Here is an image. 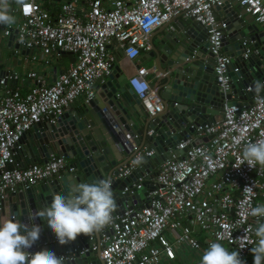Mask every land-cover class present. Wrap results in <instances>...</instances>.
<instances>
[{"label":"built area","instance_id":"obj_1","mask_svg":"<svg viewBox=\"0 0 264 264\" xmlns=\"http://www.w3.org/2000/svg\"><path fill=\"white\" fill-rule=\"evenodd\" d=\"M226 1L82 0L76 4L65 0L56 5L54 0H25L23 6L16 4L10 13L15 23L0 25L3 38L12 36L11 45L18 47L12 56L23 49L24 63L47 69L59 65L63 54L71 55L73 61L65 69L57 68L49 85L34 72L1 74L0 200L74 172L65 158L53 153L41 164L18 167L19 140L34 125L53 123L78 97L86 104L94 96L93 83H102L117 60L135 63L127 85L146 116L162 112L151 83L160 74L138 59L141 52L150 50V36L174 18L206 29L217 91L223 96L231 94L229 74L237 75L234 83L240 82L239 66L222 51L225 14L216 17L215 13ZM232 2L264 30V0ZM172 29L167 27V31ZM241 46L240 61H246L253 50L245 42ZM244 92L251 90L247 87ZM260 96L264 97V91ZM254 97L253 92L250 105H223L220 121L193 129L195 141L206 142L190 146L194 141L185 137L174 147L181 154L171 151L170 159L160 162L153 176L143 174L122 189V195L133 196L141 190L146 194L140 205L124 206L111 214L109 224L88 236L90 241L96 238L88 249L101 264H159L161 256L174 258L172 244L198 251L211 242L239 251L244 259L255 246L257 223H264V217L249 214L264 203V166L250 168L240 158L249 141L264 139V103ZM131 151L127 167L119 170L117 178L126 177L152 156V150L138 145ZM37 251L38 247L32 253Z\"/></svg>","mask_w":264,"mask_h":264},{"label":"water","instance_id":"obj_2","mask_svg":"<svg viewBox=\"0 0 264 264\" xmlns=\"http://www.w3.org/2000/svg\"><path fill=\"white\" fill-rule=\"evenodd\" d=\"M215 11L225 14L226 28L222 39V51L235 58L239 66V76L244 80L234 83L237 75L230 73L231 94L218 93L212 73L213 58L207 50L206 29L190 22L186 27L178 25L167 31L177 18L172 19L149 38L150 50L144 54L140 64H148L160 75L155 79V93L162 105V112L149 118L142 111L135 96L127 85L126 75L121 71L118 60L110 75L102 82L92 85L94 96L86 104L72 105L53 123L42 122L34 125L19 140V151L15 156L18 167L45 162L51 153L71 160L72 174L61 175L46 183L10 194L0 200V217L15 218L22 223H32L34 211L49 205L54 194H66L71 186L80 182L110 179L113 197L118 208L140 205L145 190L133 196L121 194L122 189L135 183L137 177L147 174L160 162L170 159V152L178 155L174 147L180 138L192 135L193 129L221 120L223 105H233V99H249L254 91L250 85L253 78L264 83V30L257 27L249 15L228 0ZM154 38L155 43L151 40ZM13 37L7 39L11 47ZM245 42L253 50L246 61H240ZM17 49V45L13 46ZM26 51L20 49V56ZM70 63L73 58L63 54ZM20 57H18L19 59ZM58 69H54V77ZM1 76V73H0ZM249 87L251 92L245 93ZM241 97H238V96ZM250 105V102H248ZM148 132H151L148 135ZM206 139L190 144L194 146ZM152 150L150 158L122 179L117 178L119 170L126 168L133 155L134 146ZM23 158V160H22ZM121 206V207H119ZM42 226L36 247L54 252L63 258V264H101L89 246L96 242L88 236L80 235L74 242L59 245L55 235L42 220L34 221ZM49 244V245H48ZM82 250H87L82 252Z\"/></svg>","mask_w":264,"mask_h":264},{"label":"clouds","instance_id":"obj_3","mask_svg":"<svg viewBox=\"0 0 264 264\" xmlns=\"http://www.w3.org/2000/svg\"><path fill=\"white\" fill-rule=\"evenodd\" d=\"M25 0H15L23 6ZM11 0H0V25H12L16 18L11 15ZM252 91L258 103H264L260 93L264 83L254 82ZM243 164L254 168L264 166V139L249 141L241 153ZM110 179L80 182L71 186L66 194H54L49 205L34 211L32 223H22L15 218L0 217V264H63V258L54 252L28 251L40 239L42 226L34 221L42 220L55 235L59 245L74 242L78 236H90L99 232L112 220L116 210ZM249 188V187H246ZM253 217H264V203L257 204L249 213ZM256 241L251 253L254 264H264V223H257ZM200 264H245L239 251H229L221 243L211 242L204 250Z\"/></svg>","mask_w":264,"mask_h":264},{"label":"crops","instance_id":"obj_4","mask_svg":"<svg viewBox=\"0 0 264 264\" xmlns=\"http://www.w3.org/2000/svg\"><path fill=\"white\" fill-rule=\"evenodd\" d=\"M10 6H11V9H14L16 7L15 0H11V5ZM215 13H216V17L224 16V13L222 11H215ZM189 23H190L189 21H184L181 18H177L175 20L174 24H172V27L175 28V27H178V25H181V26L183 25L184 27H186ZM166 30H167V28H166ZM151 40L155 43L154 38H152ZM1 41H2V43H0V57L6 55V53L7 54L9 53L12 56V50H15L13 48L14 45L12 46V48L8 47L6 45V43H7L6 41L7 40L5 38H3L2 34L0 33V42ZM108 49L111 50V47H109ZM144 54H146V52H141L140 53L138 62H139L140 58ZM24 56H25V54L20 56V49H19L18 50V56H12V58L14 57L13 59L15 61V62H13V67L12 68H17V69L19 68L20 70H23L25 68V65L27 64V63L23 62V57ZM18 57H20V58L18 59ZM62 59H65V58H63V57L60 58L59 65L51 66L48 69L45 68L42 71V73L39 76L38 75L37 76L40 77L41 79H44L45 83L47 85H49L53 81L54 69L55 68H59V70L65 69L70 64V62L67 59H65L67 61V63L65 65H62L61 64V60ZM232 61H233V63H235V58H232ZM118 63H119L121 71L126 75V77L129 76L131 73H133V70H134V67H135V63L134 64H130V63H127V62H124V61H120V60H119ZM141 65L144 66V67L150 68V65H148V64H141ZM12 68H11V70H10V68L7 69L6 62H0V73L1 74L6 73L7 71L8 72H10V71L11 72H15V70L12 69ZM19 71L17 70V73ZM27 72H33V71L32 70H28ZM19 73L18 74L21 75V72H19ZM240 77H241V79L239 81L244 80V76L241 75ZM256 81H260L261 82V80L253 78V80H252L250 85H253L254 82H256ZM151 83H152V85H155V81H151ZM26 88H27V84L23 87L22 92H25ZM238 97H241V96L239 95ZM231 101H234L236 103H240V102H242V103L246 102L247 103L248 99H244L243 97H242L241 100H239L237 98L233 99L232 96H231ZM81 102L82 101H81V98H80V102L78 103V102L75 101V102H73V105L76 106V105L80 104ZM185 137H187V138L190 137L196 143V141H195L196 139L194 137V134L188 135V136H185ZM185 137L180 138V141H183L185 139ZM22 160H23V158H22ZM36 163L37 164H41V163H43V160L40 159ZM67 163L70 164L71 160H67ZM18 166H19V164H18ZM25 166H27V165H25ZM153 172H155V169L153 170ZM119 207H121V206H119ZM122 208H123V206H122ZM120 209L121 208H118V210H120ZM199 240H201V239L199 238ZM181 246L185 247V249L182 250L180 248ZM173 247H175V249H176V251L174 250V258L171 259V260L167 259V261L170 264H200L201 256H202L204 250L206 249V247H201L200 250L195 251V250L189 249L185 245H179V246H176V245L174 246L173 245ZM249 253L250 252H248V254L244 257V259L242 261H244L245 264H254V258H252ZM160 259L166 260V258L163 257V256H161ZM171 262H173V263H171ZM169 263H167V264H169Z\"/></svg>","mask_w":264,"mask_h":264},{"label":"rangeland","instance_id":"obj_5","mask_svg":"<svg viewBox=\"0 0 264 264\" xmlns=\"http://www.w3.org/2000/svg\"><path fill=\"white\" fill-rule=\"evenodd\" d=\"M63 1H65V0H54V3L53 4H56V5H59L60 3H62ZM75 2H76V4H80V2L82 1V0H74ZM41 5H42V2L40 3ZM0 33H1V30H0ZM0 43H2V41L0 42ZM14 58V57H13ZM12 58V56L8 53H6V55H4V56H1L0 57V62H6V66H7V69H9L10 68V70H11V68L13 67V62H15L14 61V59ZM67 63V61L65 60V59H62L61 60V64L62 65H65ZM12 69H14L15 70V72L14 73H16V74H18L19 72H21V75L20 76H23V75H25L26 74V72L28 71V70H32L34 73H36V75H40L41 73H42V71L45 69V68H43V67H41L38 63H27L26 65H25V68L23 69V70H20L19 68L17 69V68H12ZM17 70L19 71L18 73H17ZM11 72V71H10ZM20 74V73H19ZM18 74V75H19ZM149 78H151V76H149ZM76 102H80V97H78L76 100H75ZM74 101V102H75ZM172 240L170 239V242H171ZM172 243V242H171ZM175 246V245H174ZM182 250H184L185 249V247H183V246H181L180 247ZM172 249H173V254H174V250L176 251V249H175V247H173V244H172ZM250 255H251V257L252 258H254L253 257V255H252V253H251V251H250V253H249ZM161 261H159V264H167V263H169L168 261H167V259L166 260H164V259H160ZM171 263H173V262H171ZM170 264V263H169Z\"/></svg>","mask_w":264,"mask_h":264}]
</instances>
